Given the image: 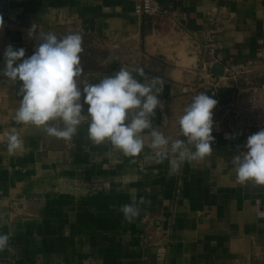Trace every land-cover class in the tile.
I'll use <instances>...</instances> for the list:
<instances>
[{
  "label": "crops",
  "instance_id": "crops-1",
  "mask_svg": "<svg viewBox=\"0 0 264 264\" xmlns=\"http://www.w3.org/2000/svg\"><path fill=\"white\" fill-rule=\"evenodd\" d=\"M159 1L173 7L172 16L137 17L128 0H0V71L7 46L24 48L25 58L34 53V24L38 32L64 25L98 42L132 41L134 62L85 70L78 87L121 66L143 67L149 79L164 81L153 126L183 139L178 120L197 95L189 90L190 68L206 32L217 27L223 61L254 59L264 40V0ZM18 90L0 76V234L12 249L0 253V264H264V186L237 183L231 163L257 132L213 129L211 155L171 173L169 160L156 163L147 148L148 130L142 153L129 158L107 142L95 145L87 121L67 141L17 124ZM12 129L24 142L15 154L5 136ZM141 197L150 204L128 223L120 208Z\"/></svg>",
  "mask_w": 264,
  "mask_h": 264
},
{
  "label": "clouds",
  "instance_id": "clouds-1",
  "mask_svg": "<svg viewBox=\"0 0 264 264\" xmlns=\"http://www.w3.org/2000/svg\"><path fill=\"white\" fill-rule=\"evenodd\" d=\"M3 27L0 16V30ZM28 35L38 42L34 53L25 58L24 48L14 50L12 45L7 46L5 68L0 71V76L10 83L19 84L17 95L22 99L13 116L17 124L41 129L48 136L67 141L87 121L88 137L95 145L107 142L129 158L142 153L146 146L143 134L148 130L147 148L156 163L169 160L171 173L179 172L185 162L201 161L211 155L216 99L204 92L195 95L178 120V135L183 139L170 140L153 126L155 110L164 107L158 99L164 87L160 77L149 79L143 67L121 66L98 84H84L81 90L78 83L83 75V33L57 36L52 32H38L34 24ZM134 74L144 77L146 82H138ZM82 94L83 104L89 106L87 115L82 114ZM5 136L9 154L22 149L24 142L16 129ZM243 147L247 151H241L231 160L237 183L264 186V129L250 135ZM145 203L150 201L141 197L121 206L120 212L132 223L140 215V205ZM260 215L264 218V211ZM6 250L12 251L9 237L0 234V253Z\"/></svg>",
  "mask_w": 264,
  "mask_h": 264
},
{
  "label": "built area",
  "instance_id": "built-area-1",
  "mask_svg": "<svg viewBox=\"0 0 264 264\" xmlns=\"http://www.w3.org/2000/svg\"><path fill=\"white\" fill-rule=\"evenodd\" d=\"M128 1L137 17H170L174 12L172 6L162 5L159 0ZM200 48L208 60L200 69L204 77L198 73V81L201 78L204 81L190 85L189 90L198 94L202 87L206 94L218 101L213 109V129L246 136L264 129V40L258 41L254 59L241 63L225 62L218 53L220 41L213 24ZM197 52L198 56L199 50ZM213 65L220 66L219 75L213 73ZM220 92L226 97L223 98Z\"/></svg>",
  "mask_w": 264,
  "mask_h": 264
},
{
  "label": "rangeland",
  "instance_id": "rangeland-1",
  "mask_svg": "<svg viewBox=\"0 0 264 264\" xmlns=\"http://www.w3.org/2000/svg\"><path fill=\"white\" fill-rule=\"evenodd\" d=\"M42 33L52 32L57 36H61L64 34L78 32L72 27L68 26H58L55 29L50 31H40ZM37 41L34 42V48L37 47ZM82 47L84 49L83 53H81V66L83 71L85 70H93V69H100L103 67H107L111 64V61L115 60L121 63H131L136 60L134 52H138L139 48L137 47L136 43H133L129 40H122V38L118 41H114L112 39L105 40V41H95L94 39L83 35V44ZM198 53V52H197ZM202 48L199 49V55L196 54V60L194 64L191 66V71L193 72V79L190 82V85L195 83H202L204 78L198 81V73L204 77V73L200 71L203 62H207L208 60L205 59L203 56ZM137 55V54H136ZM204 58V59H203ZM204 92L202 87L200 89V93ZM206 93V92H204ZM199 94V93H198ZM214 115V114H213Z\"/></svg>",
  "mask_w": 264,
  "mask_h": 264
},
{
  "label": "water",
  "instance_id": "water-1",
  "mask_svg": "<svg viewBox=\"0 0 264 264\" xmlns=\"http://www.w3.org/2000/svg\"><path fill=\"white\" fill-rule=\"evenodd\" d=\"M213 73H214V72H213ZM220 94H221V96H222L223 98L226 97L224 92H220ZM225 100H226V98H225Z\"/></svg>",
  "mask_w": 264,
  "mask_h": 264
}]
</instances>
